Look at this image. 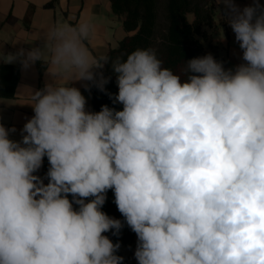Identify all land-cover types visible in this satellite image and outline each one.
<instances>
[{
  "label": "clouds",
  "instance_id": "obj_1",
  "mask_svg": "<svg viewBox=\"0 0 264 264\" xmlns=\"http://www.w3.org/2000/svg\"><path fill=\"white\" fill-rule=\"evenodd\" d=\"M215 2L243 50L234 70L211 54L176 73L154 48L98 53L87 14L51 23L28 50L4 45L35 40L0 36V64L40 62L48 77L26 90L20 141L0 123V264H122L104 233L124 223L138 264H264V8ZM109 62L123 109L88 112L71 84L104 91ZM44 157L46 185L34 174ZM109 189L123 223L101 211Z\"/></svg>",
  "mask_w": 264,
  "mask_h": 264
},
{
  "label": "crops",
  "instance_id": "obj_2",
  "mask_svg": "<svg viewBox=\"0 0 264 264\" xmlns=\"http://www.w3.org/2000/svg\"><path fill=\"white\" fill-rule=\"evenodd\" d=\"M261 8H264V0H258ZM236 8L242 10L252 5V0H234ZM94 18L98 25L96 39L91 47L98 53L109 54L111 50L117 49L120 43L128 36L124 28V16L113 12L111 0H50L40 6L31 3L30 0H0V36L5 41L22 38L24 40H35L32 43L20 41L13 45L8 42L4 45L6 52H15L23 47L28 50L32 47L42 46L43 41L39 39L47 27L53 22L75 21L82 15ZM231 12L223 3H216V18L221 23L216 31L215 40L218 42V59L227 69H235L242 60L243 50L235 39V34L230 27L229 20ZM37 39V40H36ZM0 66L18 67L20 70L19 82L15 89L13 98L0 97V123L5 128L15 127V133H9V138L14 141L22 139V129L25 123L34 115L26 90L32 92L39 90L40 85L44 87L48 77L45 74V66L40 62L35 63L28 69H24L19 62L13 64H0ZM39 66L44 67L40 74ZM4 87L13 83L14 74L12 70L5 68L0 76ZM89 82H73L71 86L80 89L86 98V111L92 112V94L86 90L84 85ZM50 164L43 159L42 167L34 173L39 176L44 184L48 183L46 176ZM86 202H90L86 198ZM78 208V205H73ZM137 236L133 241L121 250L123 264H138L135 259Z\"/></svg>",
  "mask_w": 264,
  "mask_h": 264
},
{
  "label": "trees",
  "instance_id": "obj_3",
  "mask_svg": "<svg viewBox=\"0 0 264 264\" xmlns=\"http://www.w3.org/2000/svg\"><path fill=\"white\" fill-rule=\"evenodd\" d=\"M113 12L124 16V28L128 36L120 43L117 49L111 50L112 58L130 53L137 48H154L163 66L180 73L184 64L193 58L207 55L204 44L197 37L208 39L205 28H212L215 22V0H111ZM193 16L191 22L189 17ZM5 68L12 70L13 83L4 87L0 80V97L13 98L19 82L20 70L18 67L0 66V76ZM44 67L39 66L40 74ZM108 83L105 90L100 91L97 87L90 86L92 94V112H99L103 106L117 111L123 109V105L115 102L118 94L116 76L112 71L111 62L102 69ZM183 79V77H182ZM43 86L40 85L39 90ZM48 163L47 157H44ZM71 201L73 197L68 195ZM90 201L93 199L89 197ZM114 190L106 192V201L101 211L109 217L124 222V217L118 211L115 204ZM113 243H120L121 247L117 255L122 257L121 250L130 244L136 234L124 223L120 234L113 235V231L104 233ZM124 260L122 261L123 264Z\"/></svg>",
  "mask_w": 264,
  "mask_h": 264
},
{
  "label": "rangeland",
  "instance_id": "obj_4",
  "mask_svg": "<svg viewBox=\"0 0 264 264\" xmlns=\"http://www.w3.org/2000/svg\"><path fill=\"white\" fill-rule=\"evenodd\" d=\"M194 19L193 16L189 17V20L192 22ZM220 22L217 20L216 15H215V22L212 28H205V32H207L208 34V39L203 40V38L201 37H197L198 40H200L203 44H204V48H205V53L207 54H211L218 62V45H217V41L215 40V36H216V31L220 26Z\"/></svg>",
  "mask_w": 264,
  "mask_h": 264
}]
</instances>
